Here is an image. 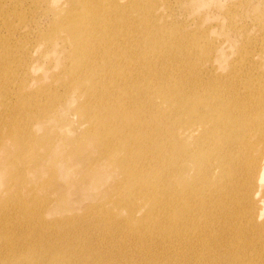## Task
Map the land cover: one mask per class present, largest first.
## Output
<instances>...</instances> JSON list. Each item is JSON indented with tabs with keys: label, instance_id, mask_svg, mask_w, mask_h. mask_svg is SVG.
<instances>
[{
	"label": "bare ground",
	"instance_id": "1",
	"mask_svg": "<svg viewBox=\"0 0 264 264\" xmlns=\"http://www.w3.org/2000/svg\"><path fill=\"white\" fill-rule=\"evenodd\" d=\"M40 1L54 14L52 28L42 33L37 28V36H26L19 60L12 59L11 47L0 52V61L9 59L14 67L10 78L5 72L1 74L3 118L12 116L11 112L18 113L10 128L17 134L13 140L18 141L24 135L33 137L34 128L39 131L41 127L39 123L50 114L68 110L77 101V112L85 118V135L100 149L86 162L93 164L85 165V169L107 159L118 168L120 178L109 200L86 207L92 214L50 220L47 215L53 199L49 194L63 193L64 185L49 184L41 196L36 194V188L31 189V199L27 196L30 189L16 173L12 195L0 201V250L6 252L9 264H252L231 253L230 241L218 251L211 249L216 248L214 241L210 243L213 238L217 240L218 223L226 222L225 203L235 199L242 181L241 170L246 166L242 155L250 147H242L241 142L247 129L242 133L238 127H257L251 119L249 124L241 120L243 106L235 99L239 94L227 93L224 98L230 97L226 102L231 103L227 104L219 101L221 88L213 97L206 93L207 103L190 104L188 109L182 99H177L172 110L175 115L171 116L147 102L146 95L160 79L155 78L150 85L141 82L146 72L155 67L158 55H143L141 49L146 42L132 45L130 35L124 31L137 28L150 36V42L166 44L161 57L171 60L167 47L177 48L180 39L170 38V33L162 30L164 23L157 13L161 2ZM134 2L141 23L133 21L128 25L126 6ZM4 28L15 26L5 20L0 30ZM4 39L1 37L2 48L6 45ZM36 40L50 52L67 54L66 68L53 73L52 83L44 72L35 75L37 60L48 53L36 55L37 44L32 45ZM190 44L191 40L186 39L183 49ZM195 48L193 43L188 50ZM162 69L170 73V69ZM14 80L18 84H10ZM194 87L189 88L183 80L162 91L170 90L167 96H172L179 88L193 92ZM202 105L206 109L199 108ZM244 105L247 111L258 109ZM181 109L186 112V126L190 128L182 133L174 121ZM188 138L193 142L185 145L183 139ZM5 140L4 135L0 136V152ZM40 149L30 157H40ZM21 164L28 171L34 161L26 159ZM75 165L80 166V161L75 160ZM190 165L197 171L194 175L188 174ZM120 212L126 213L123 218ZM24 227L29 237L23 235ZM36 236L40 243L35 242Z\"/></svg>",
	"mask_w": 264,
	"mask_h": 264
},
{
	"label": "rangeland",
	"instance_id": "2",
	"mask_svg": "<svg viewBox=\"0 0 264 264\" xmlns=\"http://www.w3.org/2000/svg\"><path fill=\"white\" fill-rule=\"evenodd\" d=\"M39 2L41 1L0 0V29L5 20L15 26V29L0 30V41L1 37H4L3 44L6 43L2 48L0 42V52L11 47L10 55L14 56L12 57L14 61L21 57L23 52L21 43L26 36H37L36 34H39L37 28L41 29L42 33L54 25L52 10L43 8ZM156 2H161L157 13L161 15L160 19L164 23L162 30L169 32L170 38L174 36L180 39L177 47L179 50L175 46L167 47L172 55L171 60L161 57L166 52L164 47L166 44L159 40L150 42V36L148 38L143 35V31L137 28L124 31L130 35V44L146 42L141 49L143 55L151 53L158 55L155 67L146 72L145 79L141 82L150 85L155 78L160 79L152 92L149 91L146 95V100L153 104L155 110L160 109L161 113H169L171 116L175 115L172 110L177 99H182L185 108L188 109L191 107L190 104L207 103L206 93H211L213 97L221 88L223 89L220 91L219 101L229 100L230 97L224 98L227 93L239 94L235 99L237 104L243 106L241 120L244 119L249 124L251 119L257 127L253 129L238 127L241 131L247 129L244 133L242 131L245 140L241 142L242 147H250L249 152L246 151L242 155L246 160V166L241 170L242 181L234 193L235 199L230 198L225 203L226 222L218 223L217 240L213 238L210 242L214 241L216 248H211L210 245L209 247L213 251H218L226 248L230 241L233 245L231 251L233 255L252 264H264V179H261L264 170V0H156ZM134 5L135 2L126 6L129 11L125 14L129 16L128 25L133 21H141ZM24 23L27 24L20 26ZM186 39H190L191 44L196 43L198 53L196 48L188 50L191 44L183 49ZM39 42L36 40L32 44L33 46L37 44L36 55L46 51L48 53L37 60L38 72L35 75L44 72L48 82L52 83L53 73L66 68L67 54L58 50L50 52L43 44H38ZM193 52L197 54H192ZM29 58L31 61L30 53ZM133 59H138V56L135 55ZM4 61L5 58L0 62ZM13 68L9 59L3 64L0 63V84H3L2 73H7L6 77L10 78ZM162 68L170 69V73L163 71ZM16 79L21 82L19 75ZM183 80L189 88L195 85V91L187 92L179 88L172 96H167L170 90L166 93L162 91L169 84H181ZM10 84L18 82L14 80ZM191 100L193 102H190ZM77 103L76 101L68 110L65 109L56 115L46 113L50 115L47 120L39 123L41 125L39 131L34 128L33 137L24 135L18 141L13 140L14 135L17 137L15 131L10 132L13 118L19 117L18 113L11 112L12 116L4 119V111L0 106V136L6 137L1 146L3 151L0 152V201L12 195L16 173H20L26 189H30L27 196L31 199L33 197L31 189L36 188V194L41 196L45 195L44 187L49 184L64 185L63 193L49 194L51 196L49 199H53V202L49 203L47 215L50 220H66L92 214L91 208L94 203L101 204L113 196L116 182L120 178L119 170L114 164L105 159L98 165L85 169V165L93 164L86 162L97 156L100 149L96 141L85 135V118L82 113L77 112ZM226 103L231 104L230 101ZM244 103L258 106V109L247 111V105ZM199 108L206 109V105ZM233 108L236 109V106ZM184 111L181 109L174 119L181 133L190 129L186 126L189 124ZM246 122L244 125H247ZM183 140L185 145L193 142L191 138ZM230 144L228 143V146ZM38 148H41L39 153L41 156L33 159L30 155L33 156V152ZM26 159L34 161V166L31 165L28 171L21 164ZM75 160L80 161V166L75 165ZM188 169V174L197 173L192 165ZM176 172L178 173V170ZM87 206L91 208H86ZM232 208L235 209L231 211ZM125 214L120 212L119 216L123 218ZM22 233L28 236V228L24 227ZM35 242L40 243L37 236ZM15 258L18 260L17 255ZM10 262L6 259L4 249L0 250V264Z\"/></svg>",
	"mask_w": 264,
	"mask_h": 264
}]
</instances>
